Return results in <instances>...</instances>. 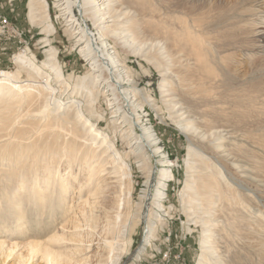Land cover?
<instances>
[{
    "label": "bare ground",
    "instance_id": "1",
    "mask_svg": "<svg viewBox=\"0 0 264 264\" xmlns=\"http://www.w3.org/2000/svg\"><path fill=\"white\" fill-rule=\"evenodd\" d=\"M54 3L71 36L74 49L88 65L89 72L76 77L73 84V93L82 91L86 94V100L74 99L72 102H64L58 98V89L48 82H45L44 86L33 83L34 81L23 83L18 79L19 72L0 70V142L3 141L0 144V172L5 168L6 172L10 173L7 165L14 162L17 168L31 165L34 170H39L37 158H40L43 161L41 172H46L47 177L41 181L34 177L32 181L22 179L20 183H27L33 188L37 187L34 182L40 187L37 191L40 196L37 194L36 202H45L40 218L49 215L53 210L52 213L58 212L59 217L65 218L66 222L61 223L60 227L58 226L60 231H56L47 241L29 240L25 243L14 242L11 245L0 242V264H5L12 257L17 259L15 264L120 263V257L112 251L119 245L121 247L122 235H117L114 241H103L106 242L108 252H112L109 260L101 259L102 254L96 262H91L89 255L80 259L77 257L90 250V239L87 238L96 227L97 219L93 212L94 201L99 194L106 191L105 188H109L106 180L114 179L115 183L121 185L125 179L131 177L130 164L116 149L113 139L90 121L92 106L98 94L102 91L110 102V122L126 125L124 129L122 124L117 128L120 129L122 137L130 138V144L133 146L130 152L134 154L140 166L145 161L144 151L156 154L159 150L152 149V146L158 143L154 131L147 128L141 129V135L134 132V127L138 126L133 117L134 111L143 109L144 103H148L150 97L137 88L129 69L119 57V50L142 57L147 63L161 69V95L169 102L171 118L175 120V124L189 133L186 136L189 152L195 150L199 153L192 139L195 136L198 142L209 149L208 158L214 161L211 166L189 167L188 188L193 190L192 193L198 196L204 206V209L197 207L199 203H196L192 206V212L183 209L192 225L200 229L196 264L264 263V255L236 257L235 245H231L234 241L238 244L241 242L235 236L236 233H232L240 222L239 217L243 216L240 225L246 226L252 224L254 218L246 214L251 211L249 206H252L251 202L255 200L253 190L244 187L243 183L250 181L260 184L259 186L264 185V179L259 175L264 172L260 162L262 157L252 149L258 148L259 144L247 140L248 135H236L229 126L206 128L216 114L210 112L215 102L211 97L215 96L216 90L223 86L230 74L221 64V52L225 46L232 47L237 40L233 41L231 36L221 33L232 25L229 21L236 17V13L230 8L225 10L227 2L224 0H54ZM27 7L29 22L41 25L46 35L55 32L45 0H29ZM73 7L77 8L81 22L73 15ZM213 9H218L216 13L228 11L229 16L224 18L211 15ZM88 17L96 24V31L87 26ZM45 41L47 42V39ZM52 52L53 50L49 49L47 59L40 64H36L24 50L13 59L18 71L25 67L31 70L27 73L33 72L37 75L43 66L54 73L57 81H66ZM218 67L219 74L214 72ZM187 76L192 77V91L188 88L192 97L189 96L188 89L182 87V80ZM186 96L192 98V105L185 101ZM196 105L205 108L197 111ZM37 119L42 120L38 126L33 123V120ZM52 134L55 135V139L50 142L52 147H39L38 143L47 142L41 136ZM52 148L54 150L49 151ZM54 158L58 159V163L64 160L67 170L60 172L58 164L57 168H52L49 163ZM102 158L105 159L101 160ZM168 162L170 163V160L167 159L161 163L160 173L156 169L154 171L153 166L147 168V191L154 187L155 193L152 197L149 191L150 196H145L150 200L146 203L148 214L143 216V235L146 241L152 238L153 233L152 225L148 223L149 207L156 206L159 211H163V205L160 203L165 198L163 192L166 191L167 181L174 178L172 164ZM81 171L86 173L84 180L79 178ZM11 173L7 176L14 174L12 171ZM103 175H109V178ZM217 179L222 183L220 187L217 182L215 185ZM100 183H104V186ZM40 184H44L43 188ZM30 191L31 189L26 193L30 195ZM70 193L71 197H67ZM1 194L0 199L8 196L7 193ZM58 195L63 197L61 202L57 201ZM243 196L247 198V203ZM66 200L68 201L65 210L58 211ZM240 205L242 208L238 207ZM106 214V230L112 231L113 215ZM238 215L240 216L236 217ZM159 217L157 216V220ZM139 221L141 215L138 216L137 222ZM256 224L258 227L259 223ZM258 232L264 235V226L258 228ZM69 243L73 246L68 247L66 244ZM261 248L264 249V246ZM77 253L79 255H76ZM253 256L258 259L257 262L253 260Z\"/></svg>",
    "mask_w": 264,
    "mask_h": 264
},
{
    "label": "rangeland",
    "instance_id": "2",
    "mask_svg": "<svg viewBox=\"0 0 264 264\" xmlns=\"http://www.w3.org/2000/svg\"><path fill=\"white\" fill-rule=\"evenodd\" d=\"M28 1L0 0V17H6L9 22L7 31L2 32L0 30V70H8L12 73L19 72L18 79L22 80L23 83L34 81L33 83L44 86L45 82H48L52 87L58 89V98H61L64 102L66 100L72 102L74 99L86 100V94L82 91L73 93V84L76 77L89 72L88 65L83 62L77 50L74 49L71 36L65 28L58 9L55 7L54 0H45L48 4L50 20L55 26V32L51 35H46L42 31L41 25L37 26L29 22L27 15ZM224 1L227 2L224 7L225 10L230 8L232 12L236 13V17L229 21V24L234 26L230 25L221 34L231 36L233 41L234 39L237 41L232 44V47L231 45L225 46L224 51L221 52V64L230 74H228L227 80L223 82V86L216 90L215 96L211 97L215 101L214 104L208 102L214 106L210 112H216V114L206 128L225 125L233 129L236 135H243V137L248 135L247 140L259 144L258 148L252 149L262 157L260 162L261 166L264 167V0ZM72 10L74 11L73 15H76L81 22V16L77 8L73 7ZM216 12H218V9H213L211 15L224 18L229 16L228 11ZM86 22L91 30L96 31L97 26L92 19L88 17ZM49 49L53 50L52 53L66 81H57L54 73L42 65V71L37 75L33 72L27 73L31 70L25 67H21L18 71L17 64L13 59L15 55L24 50L28 57L33 58L36 64H40L47 59ZM118 54L129 69L131 78L136 83L137 88L150 97L148 103H144L143 109L134 111L133 117L139 126L134 127V132L141 135V129L148 128L154 131L158 137L156 141L158 143L154 147L152 146V149L159 148V150L156 154L150 153L148 150L144 151L145 161L140 166L134 154L130 152V148L133 147L130 144V138L122 137L120 129L117 128L122 123L112 124L110 122L111 105L107 100V96L105 97L102 91L98 94L92 106L93 114L89 117L90 121L98 125L97 127L102 132L107 133L113 139L116 149L125 156L127 163L130 164L131 177L125 179L126 181L122 182L121 185L115 183L114 179L106 180L109 188H105L106 191L99 194L94 201L93 212L97 219L95 221L96 227L93 228V231L91 230L92 236L90 235L87 238V240L90 239V242L88 241L90 250L77 257L80 259L89 255L90 261L96 262L101 254V259L109 260L110 254L113 252L118 254L117 257H120L119 264H196L200 229L198 226L192 225V221L187 218V212L183 209L192 212V206L196 203H199L197 207L204 209V206L201 205L202 201L198 200V196L192 193L193 190L188 188L190 186L188 182L189 167L191 165L192 168L211 166L214 161L208 158L210 156L209 149H206L203 143L198 142L195 136L192 139L193 143L197 145L199 153L193 149L192 153L189 152L186 139L189 133L181 130L177 123L175 124V120L171 118L169 102L161 95L160 83L163 79L160 76L161 72L159 70L161 69L147 63L142 57H136L124 50H119ZM188 72L187 74H190ZM214 72L219 74V67L214 69ZM182 87L189 88L192 91V77L187 76L182 80ZM189 89L187 90L188 94L192 97ZM189 96L185 97V101L192 105L194 101ZM121 103L122 101H120ZM149 103L154 105H149ZM203 108L205 106L196 105L197 111ZM127 110L129 111V109ZM196 110L194 109V112ZM39 121V119L33 120V123L38 126V123L40 124L42 120ZM121 126L123 129L126 128V125L122 124ZM199 127L205 130L204 127L200 125ZM78 132L80 133L79 130ZM41 137L43 140L46 139L47 142L38 143L39 147H52L50 142L55 139V135H42ZM2 143L3 141L0 142V144ZM53 150L52 148L49 151ZM192 155L194 156L192 157ZM37 159L39 170H34L31 165L17 168V164L14 162L7 165L10 173L6 172L7 169L5 168L0 172V198H2L1 193H7L8 195L0 199V242L7 245L14 244V242L25 243L29 240L47 241L56 231H60L58 228L61 223L66 222L65 218L59 217L58 212L52 213L53 210L49 212V215L40 218L42 209L45 208V202H36L37 194L40 196L37 192L40 187L34 182L33 184L37 187L33 188L27 183H20L22 179L23 181H32L34 177L41 181L47 177L46 172H41L43 161L40 158ZM103 159L105 158L101 160ZM167 159L172 164L171 170L174 178L169 179L166 183V191L163 192L165 198L160 202L163 205V211H159L156 206L149 207L148 223L152 225L153 233L152 238L146 241L143 235L145 230V219H143L145 217L143 216L148 214L146 203L150 200L145 196L146 194L150 196L149 191H151V196L155 193L154 187L147 191V168L153 166L154 171L156 169L160 173L161 163ZM57 161L58 159L54 158L49 164L52 168H57L58 164L60 172L66 171V162L61 160L58 163ZM249 163H251L250 160ZM227 166L234 172L229 165ZM11 171L14 174L7 176L12 174ZM85 174L82 171L79 173L80 180H84ZM259 175L264 179V172L259 173ZM107 176L109 178V175L104 177ZM216 182L217 186L220 187L222 183L219 179L215 180V185ZM114 183L121 187H117ZM40 185L43 188L44 184ZM100 185L104 186V183H100ZM243 185L253 190L255 200L251 202L252 206H249L251 211L246 214L254 218L252 224L246 226L240 225L243 216H236H240V222L237 223L232 233H236L235 236L241 242L238 244L234 241L231 242V245H235L234 255L236 257H240V255H249L250 257L251 255H264V249L261 248V246H264V235L258 232V228L264 226V185L259 186L260 184L250 181H245ZM29 189H31L30 195L26 193ZM67 197H71V193ZM62 198L61 195H58L57 201L61 202ZM64 199H66V196ZM244 200L246 203L248 202L246 197H244ZM67 201L64 202V205H61L62 208L58 211L65 210ZM238 207L242 208V205ZM106 213L110 216L113 215L111 218V220H114L112 231L106 230L108 227L106 223L108 215ZM140 215L141 221L138 223V216ZM157 216L159 217L158 220ZM256 223H259L258 227ZM114 231L119 232L115 234ZM68 235L70 236L71 233L69 232ZM117 235H122L121 247L119 245L117 249L112 252L109 251V253L105 247L106 242L103 241L107 239L114 241ZM66 245L68 247L73 246L70 243ZM53 246H55L54 243ZM124 249L126 250L123 251ZM76 255H79V253ZM253 260L258 261L255 256H253ZM16 262L17 259L12 257L5 264H15ZM262 264H264L263 261Z\"/></svg>",
    "mask_w": 264,
    "mask_h": 264
},
{
    "label": "built area",
    "instance_id": "3",
    "mask_svg": "<svg viewBox=\"0 0 264 264\" xmlns=\"http://www.w3.org/2000/svg\"><path fill=\"white\" fill-rule=\"evenodd\" d=\"M9 29V22L6 17H0V30L2 32H5Z\"/></svg>",
    "mask_w": 264,
    "mask_h": 264
}]
</instances>
